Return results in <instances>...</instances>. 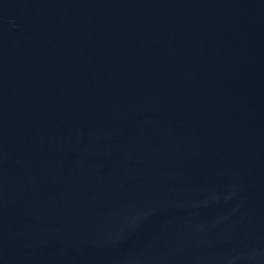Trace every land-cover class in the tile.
<instances>
[{
    "label": "water",
    "instance_id": "water-1",
    "mask_svg": "<svg viewBox=\"0 0 264 264\" xmlns=\"http://www.w3.org/2000/svg\"><path fill=\"white\" fill-rule=\"evenodd\" d=\"M0 264H264V0H0Z\"/></svg>",
    "mask_w": 264,
    "mask_h": 264
}]
</instances>
